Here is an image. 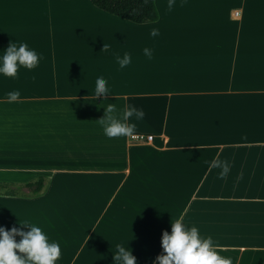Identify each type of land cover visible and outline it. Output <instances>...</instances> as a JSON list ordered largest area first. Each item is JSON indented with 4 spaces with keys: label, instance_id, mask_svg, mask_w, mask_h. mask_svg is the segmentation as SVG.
Here are the masks:
<instances>
[{
    "label": "crops",
    "instance_id": "0c3cea01",
    "mask_svg": "<svg viewBox=\"0 0 264 264\" xmlns=\"http://www.w3.org/2000/svg\"><path fill=\"white\" fill-rule=\"evenodd\" d=\"M156 5L136 23L0 0V237L20 264H202L172 253L197 232L209 264H264V0Z\"/></svg>",
    "mask_w": 264,
    "mask_h": 264
},
{
    "label": "trees",
    "instance_id": "16d2710c",
    "mask_svg": "<svg viewBox=\"0 0 264 264\" xmlns=\"http://www.w3.org/2000/svg\"><path fill=\"white\" fill-rule=\"evenodd\" d=\"M97 7L105 10L111 14L121 17L126 20H130L136 23H146L157 21L160 17L159 9L156 5V0H91ZM32 186V185H31ZM2 188V187H1ZM43 186L36 187V191L39 192ZM210 235L200 237L197 243L203 247L198 249H188L186 251L192 253L197 260L202 264L210 263L211 250L207 248L211 242L208 238ZM177 235L171 237L172 242H176ZM195 241V240H193ZM217 250V249H216ZM0 253L5 259L6 264H20L13 253L6 246L4 241L0 237ZM190 257V256H187ZM1 264V263H0Z\"/></svg>",
    "mask_w": 264,
    "mask_h": 264
},
{
    "label": "rangeland",
    "instance_id": "374dc122",
    "mask_svg": "<svg viewBox=\"0 0 264 264\" xmlns=\"http://www.w3.org/2000/svg\"><path fill=\"white\" fill-rule=\"evenodd\" d=\"M203 236H206V234L201 235L200 232L191 233L189 236H185V237H187L186 238V244L184 246H182L183 248H174L175 250H173V252H172L173 256H177L178 255L177 252H179L180 250H185L186 249V251H188V249L194 247V246L191 245L193 240H197L198 238L203 237ZM172 249L173 248L171 247V251H172ZM180 256H182L181 253H180ZM187 256L193 257L194 255L192 253L187 252Z\"/></svg>",
    "mask_w": 264,
    "mask_h": 264
},
{
    "label": "built area",
    "instance_id": "2783aa9c",
    "mask_svg": "<svg viewBox=\"0 0 264 264\" xmlns=\"http://www.w3.org/2000/svg\"><path fill=\"white\" fill-rule=\"evenodd\" d=\"M133 139L142 140L146 142H152L154 140L153 134H146V133H133L131 135Z\"/></svg>",
    "mask_w": 264,
    "mask_h": 264
},
{
    "label": "water",
    "instance_id": "95a60500",
    "mask_svg": "<svg viewBox=\"0 0 264 264\" xmlns=\"http://www.w3.org/2000/svg\"><path fill=\"white\" fill-rule=\"evenodd\" d=\"M0 263L1 264H6L5 259L2 257V254L0 253Z\"/></svg>",
    "mask_w": 264,
    "mask_h": 264
}]
</instances>
